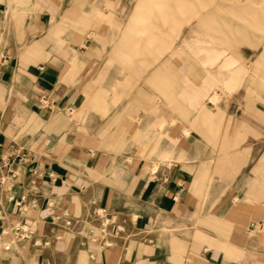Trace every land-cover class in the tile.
Masks as SVG:
<instances>
[{"label": "crops", "instance_id": "0c3cea01", "mask_svg": "<svg viewBox=\"0 0 264 264\" xmlns=\"http://www.w3.org/2000/svg\"><path fill=\"white\" fill-rule=\"evenodd\" d=\"M144 2L72 1L59 11L36 2L0 21V264H264V235L251 228L264 201L199 188L205 125L224 126L232 142L252 130L246 120L231 129L225 106L208 107L221 60L204 64L186 47L211 50L207 61L224 57L232 90L247 72L237 62L252 61L260 45L196 24L162 57L137 48L127 69L112 46L135 3L138 34L167 43L157 27L145 28ZM243 111L264 123L257 104L246 100ZM94 205L110 220L103 239ZM19 222L31 238L12 236ZM183 227L196 238L173 241L168 231Z\"/></svg>", "mask_w": 264, "mask_h": 264}, {"label": "rangeland", "instance_id": "374dc122", "mask_svg": "<svg viewBox=\"0 0 264 264\" xmlns=\"http://www.w3.org/2000/svg\"><path fill=\"white\" fill-rule=\"evenodd\" d=\"M81 2L85 0H0V21L7 18L8 12L12 11V17L22 11H32L31 6L36 2H42L53 5L54 11L66 6L70 2ZM143 0H139V3ZM144 10L152 17L150 23L146 18L145 28L148 24L157 27L154 29L161 38H167L165 47L158 48L156 43H149L147 34L139 35L141 23L136 22L134 11L136 3L126 19V25L121 29L118 39L113 43L114 49L122 50L125 56L122 58L127 69L133 68L136 49H141V54H156L162 57L170 51L174 45L180 41L183 31L193 28L196 24H205L209 28L215 26L220 31L222 38H234L240 41L246 39L252 40L260 45V53L250 62L240 63L238 66H244L247 70L238 80L237 85L232 90L226 89V80L232 73L229 68L224 67V57L215 56L214 60L210 57L212 51L206 48L197 49L189 47L188 51L195 57L206 56L204 64H215L221 60V81L214 87V90L208 98L214 100L208 107L215 109L217 104L226 107L227 117L232 118L231 129L236 126L240 120H246L252 130L249 137L244 141L232 142L230 135L224 126L216 131L215 128L208 127L211 130L210 136L203 137L204 152H197L196 157L200 161L197 180L199 188L206 194L223 196L227 193L236 195L237 203L242 200L256 201L260 204L264 201V170L255 172V165L261 155L264 154V123L256 121L251 113L244 114L243 105L245 101L257 104L261 109L264 107L261 99L264 96V0H144ZM138 3V4H139ZM132 15L134 17L132 18ZM148 15L145 14L146 17ZM132 20V26L130 21ZM145 30L143 32H146ZM202 36L198 33V37ZM199 46L212 45L209 43L196 41ZM197 45V46H198ZM228 47L222 40L221 50ZM1 56V50H0ZM132 73L124 72L121 74L124 78ZM221 92L220 95L217 93ZM209 150V151H208ZM264 220V216L257 219ZM186 229V228H185ZM169 230V236L173 241L177 237L183 240L196 238V233L191 229ZM258 235H264V226L257 227Z\"/></svg>", "mask_w": 264, "mask_h": 264}, {"label": "built area", "instance_id": "2783aa9c", "mask_svg": "<svg viewBox=\"0 0 264 264\" xmlns=\"http://www.w3.org/2000/svg\"><path fill=\"white\" fill-rule=\"evenodd\" d=\"M221 92L218 91L217 95H220ZM210 104H213V101H211L209 99ZM42 107H50L49 101H47V99L44 100V102L41 104ZM22 159V158H21ZM12 174H14V171H12ZM92 214L96 217L97 220V226H96V230L99 232V237L100 239H103L105 237V234L107 232V228L110 225V220L108 217V214L106 213V210L98 205H94L92 208ZM70 222V221H68ZM259 225H263L264 226V220L260 221V222H252L251 223V228L256 229ZM12 236L14 238H31L32 237V233L29 229L28 226H26L25 224H21L20 222L18 224H16L15 229L13 231ZM98 238H96L95 240H98ZM35 244L37 246H42V245H48L49 244V240H45L42 239L40 237H35ZM105 244L107 245V242H105ZM13 245V240L11 241H7V240H2V246L5 250H9Z\"/></svg>", "mask_w": 264, "mask_h": 264}, {"label": "bare ground", "instance_id": "6f19581e", "mask_svg": "<svg viewBox=\"0 0 264 264\" xmlns=\"http://www.w3.org/2000/svg\"><path fill=\"white\" fill-rule=\"evenodd\" d=\"M211 101L215 102L214 100H211Z\"/></svg>", "mask_w": 264, "mask_h": 264}]
</instances>
